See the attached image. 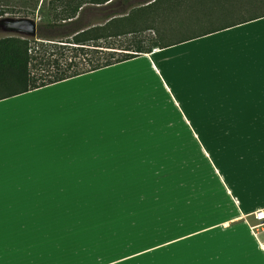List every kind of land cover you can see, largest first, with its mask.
Returning <instances> with one entry per match:
<instances>
[{"label": "crops", "instance_id": "obj_1", "mask_svg": "<svg viewBox=\"0 0 264 264\" xmlns=\"http://www.w3.org/2000/svg\"><path fill=\"white\" fill-rule=\"evenodd\" d=\"M130 2L163 3L169 27L159 30H208L228 18L213 16L264 14V0ZM190 40L0 100V264H64L69 240L87 238L48 229L72 201L39 202V170H84L79 185L99 189L136 169L134 160L141 168L157 162L136 190L132 181L102 184L113 192L111 222L126 219V240L138 237V213L148 210L143 192L155 191L151 223L164 239L188 237L192 253L212 256L197 263L264 264V219L254 215L264 211V31L183 45ZM52 236L62 240L57 249Z\"/></svg>", "mask_w": 264, "mask_h": 264}, {"label": "rangeland", "instance_id": "obj_2", "mask_svg": "<svg viewBox=\"0 0 264 264\" xmlns=\"http://www.w3.org/2000/svg\"><path fill=\"white\" fill-rule=\"evenodd\" d=\"M41 1L42 0H0V10L5 12L3 16H20L23 9L27 8L33 10L36 2L37 5L34 9V18L38 21L39 12L43 14L47 12V0H44L42 4ZM162 4L156 2L153 5L136 4L127 9V12L132 14V17L135 18V27L139 29V32L117 38L115 39L116 43L124 42V44H126L138 38L142 39L145 45H148L151 40H156L159 32L161 34L159 41L162 42L174 41L181 36L194 34L196 32L194 30H178L176 28L159 30V28L169 27L164 24L169 20L170 11L166 10L168 8ZM171 17H173V15H171ZM87 18L91 23L93 22V25L103 23L102 21L98 22V16L96 15H89ZM221 22H223V20H221ZM131 26L134 27V25ZM262 31H264V17L250 23L234 26L228 30L190 40L191 43L186 42L183 45H207L220 40L238 38L242 36V34H253ZM5 34L7 33L0 32V37ZM36 41H38L36 36L30 38V45L34 47L37 43ZM36 55L37 58L33 62L38 64L40 54ZM34 70L36 71V69ZM143 161L144 163L146 162L145 160ZM164 161L165 160H160V163ZM134 162L136 169L127 170L119 175L112 176L111 180L103 179L99 184L94 185L98 186L99 189H89L84 185H79L81 181L77 179V176L83 173L84 170H39L41 184L36 186L38 191L36 198L39 202L45 199L50 203L55 201L57 197H70L72 201L71 204L67 205V213L64 218L53 216L49 220L47 225L48 229L55 233L67 231L69 237L71 231L81 230L85 231L83 233L84 239L87 237L84 242L79 244H73V240H69L71 245L69 261L64 264H199V262L197 263L198 260H201L203 263L205 260L211 261V255H198L191 252V249L188 248V242L190 240L188 237L179 238L174 241L173 238L164 239L163 229L160 234L157 232L156 219L153 221V224L151 223L152 215L156 216L158 209L157 199L154 201L156 197L155 191L143 192L144 195L146 194L144 198L147 199L146 203L148 204V210L138 213L139 219H142V222L136 224V227L140 229H138V237L126 240L125 235L120 234L125 232L126 219L122 218L121 222L120 220H113L114 223L111 222L109 219L112 209L110 194L113 192L108 190V188H110L108 186L109 182L103 186L102 184L106 181H112L110 186L114 187L115 183L125 185L132 181L130 186L134 187L131 190H136L135 186H138L136 182L142 177L143 172L154 170L157 162L156 160H152L148 167L143 168H141L143 166L142 160H134ZM40 173L49 175L48 179H44ZM116 180L117 182H114ZM51 181L57 182V184L51 185ZM48 183L50 185H48ZM154 183L156 184V181ZM100 185L103 188L100 187ZM141 194L142 192L140 190L139 192L131 191L127 197L122 195L121 198L123 199L121 201H126V198L132 200L135 196ZM47 195L50 197L46 198ZM74 202H76V204ZM115 210L116 208H114V214ZM131 220L136 221L138 219ZM37 228L38 230H42V228ZM67 235L64 234L66 237ZM165 241L169 242L166 246L163 245ZM61 243L62 240H60L59 237L56 238V236H52L50 246L57 249L62 245ZM57 264H61V261Z\"/></svg>", "mask_w": 264, "mask_h": 264}, {"label": "trees", "instance_id": "obj_3", "mask_svg": "<svg viewBox=\"0 0 264 264\" xmlns=\"http://www.w3.org/2000/svg\"><path fill=\"white\" fill-rule=\"evenodd\" d=\"M130 1L47 0V12H39L34 47L30 38L20 35L0 37V100L264 16H213L214 23L217 17L229 19L222 26L197 30L174 41H159V32L148 45L138 38L126 44L116 43L117 38L139 32L135 18L127 12L132 7ZM36 5L35 2L33 10L23 9L20 16L34 18ZM4 14L0 10V17ZM89 15L98 16V22L103 23L93 25ZM36 54H40L38 64L33 62Z\"/></svg>", "mask_w": 264, "mask_h": 264}, {"label": "water", "instance_id": "obj_4", "mask_svg": "<svg viewBox=\"0 0 264 264\" xmlns=\"http://www.w3.org/2000/svg\"><path fill=\"white\" fill-rule=\"evenodd\" d=\"M36 24L35 18L6 15L0 17V32L32 38L36 36Z\"/></svg>", "mask_w": 264, "mask_h": 264}, {"label": "built area", "instance_id": "obj_5", "mask_svg": "<svg viewBox=\"0 0 264 264\" xmlns=\"http://www.w3.org/2000/svg\"><path fill=\"white\" fill-rule=\"evenodd\" d=\"M255 217L258 220H263L264 219V211L263 210H258L254 213Z\"/></svg>", "mask_w": 264, "mask_h": 264}]
</instances>
